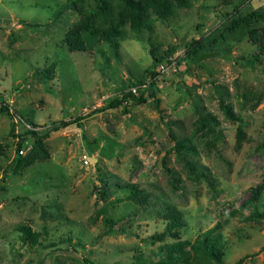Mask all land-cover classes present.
Segmentation results:
<instances>
[{
    "label": "rangeland",
    "instance_id": "374dc122",
    "mask_svg": "<svg viewBox=\"0 0 264 264\" xmlns=\"http://www.w3.org/2000/svg\"><path fill=\"white\" fill-rule=\"evenodd\" d=\"M166 1L0 0V264H264V0Z\"/></svg>",
    "mask_w": 264,
    "mask_h": 264
},
{
    "label": "trees",
    "instance_id": "16d2710c",
    "mask_svg": "<svg viewBox=\"0 0 264 264\" xmlns=\"http://www.w3.org/2000/svg\"><path fill=\"white\" fill-rule=\"evenodd\" d=\"M126 3L127 7H129L131 11H134L133 17L131 18V28L135 31H140L144 26L150 28L151 25L148 23L150 9H153L161 16H167L168 12L170 13L168 2L166 0H126ZM88 23L81 20L72 28L67 36L66 41L70 48L79 50H83L85 48V41L82 36V31L90 29V24ZM238 25L239 21L235 22L233 27L235 28ZM100 34L103 39L110 42L114 46L118 45L117 39L122 36V33L119 31V29H116L114 27L100 30ZM199 47L200 45L196 46V44L194 43L190 47V51L193 53ZM136 99L138 101H142L143 97L138 96L136 97ZM6 110L7 106H1L0 112H4ZM228 114L232 118H236L231 106H229ZM19 146H21V144H19ZM263 188L264 182L258 186L255 195L258 196L259 194H261ZM260 215L264 217V212L260 213ZM173 218L174 221H177L179 217L175 216ZM175 224L176 223H173L172 226H174ZM222 244L223 239L221 233H215V229H209L201 236H199L195 242L178 241L169 245L171 254L169 259L165 262H160L159 264H194L190 256L191 251L195 252L198 258H203V260L208 261L207 263L209 264H225L223 259L224 249ZM188 246L190 247L189 249ZM243 259L244 258H242L241 260Z\"/></svg>",
    "mask_w": 264,
    "mask_h": 264
},
{
    "label": "built area",
    "instance_id": "2783aa9c",
    "mask_svg": "<svg viewBox=\"0 0 264 264\" xmlns=\"http://www.w3.org/2000/svg\"><path fill=\"white\" fill-rule=\"evenodd\" d=\"M132 92L135 93V94H138V92H139V88H138V87H133V88H132ZM1 106H2V105L0 104V108H1ZM19 153H20V154H24V150H23V148H21V149L19 150Z\"/></svg>",
    "mask_w": 264,
    "mask_h": 264
}]
</instances>
